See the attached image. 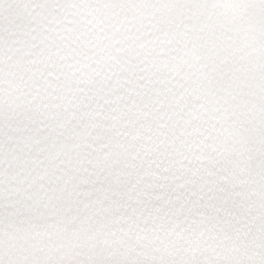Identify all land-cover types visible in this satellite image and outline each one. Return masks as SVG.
Instances as JSON below:
<instances>
[{
    "label": "snow or ice",
    "instance_id": "obj_1",
    "mask_svg": "<svg viewBox=\"0 0 264 264\" xmlns=\"http://www.w3.org/2000/svg\"><path fill=\"white\" fill-rule=\"evenodd\" d=\"M0 264H264V0H0Z\"/></svg>",
    "mask_w": 264,
    "mask_h": 264
}]
</instances>
